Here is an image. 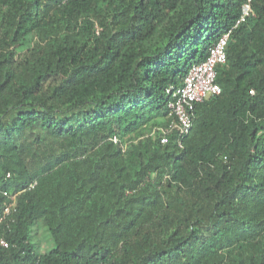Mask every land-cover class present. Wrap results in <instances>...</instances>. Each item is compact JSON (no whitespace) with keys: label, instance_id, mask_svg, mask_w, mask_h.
I'll return each mask as SVG.
<instances>
[{"label":"trees","instance_id":"obj_1","mask_svg":"<svg viewBox=\"0 0 264 264\" xmlns=\"http://www.w3.org/2000/svg\"><path fill=\"white\" fill-rule=\"evenodd\" d=\"M247 1L0 0L2 264H264V0L183 148L161 143L166 90Z\"/></svg>","mask_w":264,"mask_h":264},{"label":"built area","instance_id":"obj_2","mask_svg":"<svg viewBox=\"0 0 264 264\" xmlns=\"http://www.w3.org/2000/svg\"><path fill=\"white\" fill-rule=\"evenodd\" d=\"M254 17H256V14L252 6V0H248L242 8V14L236 25L224 33L210 48L207 59L201 63L193 64L180 86H170L166 90V94L170 98L168 108L173 120L170 122L168 129L162 130V145H168L174 136L177 145L183 148L186 137L193 131L196 105L221 94V87L216 82L217 68L227 63V48L233 31L247 22L248 19ZM100 31L101 29L97 27V34ZM34 186L33 184L31 188H34ZM3 194L6 201L0 216V264H2V251L10 247L5 234L12 229L15 222L18 196L11 191H6Z\"/></svg>","mask_w":264,"mask_h":264},{"label":"rangeland","instance_id":"obj_3","mask_svg":"<svg viewBox=\"0 0 264 264\" xmlns=\"http://www.w3.org/2000/svg\"><path fill=\"white\" fill-rule=\"evenodd\" d=\"M47 236V231L41 226H38L35 230V242H38L40 244L42 252H46L48 249H50V244Z\"/></svg>","mask_w":264,"mask_h":264}]
</instances>
